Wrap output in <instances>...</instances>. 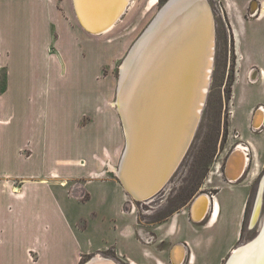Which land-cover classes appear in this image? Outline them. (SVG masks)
<instances>
[{
  "label": "rangeland",
  "instance_id": "obj_1",
  "mask_svg": "<svg viewBox=\"0 0 264 264\" xmlns=\"http://www.w3.org/2000/svg\"><path fill=\"white\" fill-rule=\"evenodd\" d=\"M208 1L215 14L216 46L213 48V66L210 68L200 120L186 155L165 188L150 200L138 202L126 193L124 216L114 219L115 209L112 204H108L95 209L96 216L91 217L90 211L97 206V203H93L95 197L91 203L84 201L73 207L82 215L84 222H91L92 227L96 228L94 231L97 238L94 237V243L113 237L111 230L114 222L124 224L132 219L135 241L140 250L148 249L156 253L152 246L154 238L169 240L165 250L170 244L185 240L183 234L196 228L203 236L199 245L196 237L192 241L189 239V247L196 251L199 246L203 254L194 259V264H224L233 248L255 239L263 228L264 205L253 227L249 225V218L257 187L264 174V126L257 131L251 127L252 112L256 109V113L261 105L264 106V0H253L259 9L255 17L247 10L250 0ZM64 2L77 28L84 32L81 44L89 43L92 48L78 49L76 63L75 58L73 63L68 61V64L66 61L70 70V76L66 78L68 82L53 84L55 90L59 87L60 92L55 93L52 102L62 112L66 106H70L78 114L82 113L78 116V130L97 125V131L100 130L98 134L105 138L108 134L102 127L112 126L115 122L108 117L97 121L95 112L101 109L113 112L116 132L121 140L119 153L117 157L110 153L102 158L104 163L111 162L114 167H118L124 149V137L112 104L116 98L120 67L134 44L169 0L130 1L113 28L101 35L86 33L74 14L72 0ZM259 15L261 17L257 19ZM253 69L260 70L259 76L255 72L254 79L251 78ZM247 143L255 151L248 156L243 177L238 182L230 183L223 176L226 158L236 148L243 149ZM99 157L93 152L94 161L102 160ZM103 167L106 168L105 165ZM113 175L107 172L96 180L115 179ZM79 183L78 180L69 181L67 187L80 189ZM203 194L210 197L220 195V212L213 224H209V214L201 223L191 221L192 203ZM178 220L179 223L176 222ZM82 224L79 223L80 226ZM129 251L139 257L134 249L129 248ZM102 254L115 259L117 264L119 261L127 264L126 257L120 254L112 251ZM161 258L165 260V256ZM87 260L83 258L79 264Z\"/></svg>",
  "mask_w": 264,
  "mask_h": 264
},
{
  "label": "crops",
  "instance_id": "obj_2",
  "mask_svg": "<svg viewBox=\"0 0 264 264\" xmlns=\"http://www.w3.org/2000/svg\"><path fill=\"white\" fill-rule=\"evenodd\" d=\"M67 7L64 0H0V264H79L108 251L135 264L129 248L138 254L140 246L132 219L114 222L113 237L94 243L96 228L73 209L95 197L90 216L112 204L117 219L125 214L126 192L114 175L96 180L114 166L102 156L119 153L114 113L95 112L96 120L115 122L102 127L105 138L97 125L78 130L82 113L52 102L60 92L53 84L68 82V61L92 48L81 44L84 32ZM93 152L102 160L94 161ZM74 180L80 189L67 187ZM208 197L219 213L220 195Z\"/></svg>",
  "mask_w": 264,
  "mask_h": 264
},
{
  "label": "bare ground",
  "instance_id": "obj_3",
  "mask_svg": "<svg viewBox=\"0 0 264 264\" xmlns=\"http://www.w3.org/2000/svg\"><path fill=\"white\" fill-rule=\"evenodd\" d=\"M96 1L98 0H73V11L86 33L106 34L115 24V21L111 22L112 19L96 31L87 25L89 21L100 23L102 19L108 20L120 0H103L100 5H95ZM121 1L124 3L116 13L117 19L132 0ZM255 8L256 4L253 3L252 9ZM206 9H209L214 28L211 8L206 0H169L120 67L116 98L112 106L123 131L124 149L119 166L110 165L107 172L114 174L123 190L135 201H147L145 199L151 195L150 200L165 188L174 174L172 171L176 164H172V160L178 156L177 153L184 150L187 152L186 147L196 132L214 53L213 37L211 56L207 60L203 56L207 39ZM200 70L205 74L204 77L200 76ZM197 80L198 84L195 86L194 81ZM191 103L192 106L194 103L199 107L194 109L197 118L194 120L190 139L180 152L186 124L191 120ZM258 111L259 108L252 124L256 129L264 120L263 108ZM246 151L245 147H238L231 152L229 159L230 154L227 156L224 164L227 181L238 182L243 177L241 174L248 157ZM261 200H264V179L257 187L254 197L250 227L260 218ZM192 204V222L200 223L208 214L210 220L214 221L219 214L206 194L197 197ZM178 246L171 252L173 264H181L187 254L183 246ZM93 258L94 261L89 264H117L110 257L96 255ZM225 261L224 264H264V224L255 239L233 248Z\"/></svg>",
  "mask_w": 264,
  "mask_h": 264
},
{
  "label": "flooded vegetation",
  "instance_id": "obj_4",
  "mask_svg": "<svg viewBox=\"0 0 264 264\" xmlns=\"http://www.w3.org/2000/svg\"><path fill=\"white\" fill-rule=\"evenodd\" d=\"M207 1V3H208V5H209V7L211 8V11H212V14H213V20L215 19V14L213 13L214 12V10H213V8H212V5H211V3L208 1V0H206ZM254 3V1L253 0H250L249 1V3H248V7H247V10H248V12L250 13V14H252L251 16L252 17H255L256 15H257V13H258V10L259 9H257V8H255V9H252V4ZM255 4V3H254ZM260 17L261 16H259L257 19H260ZM216 21L214 20V48H215V46H216ZM215 52V51H214ZM214 54V53H213ZM212 66H213V61H212ZM255 72H257V76H259L260 75V70H258V69H253L252 70V72H251V78L252 79H254L255 78ZM254 82H256V80L254 81ZM263 108V111H262V113L264 112V106L263 105H261V107L259 108V111L261 110ZM256 110V109H255ZM255 110L252 112V123H251V127H252V124L254 123V118H255V116H256V113H255ZM258 111V112H259ZM255 114V115H254ZM263 115H264V113H263ZM264 126V120H263V122H262V124L260 125V127H258L257 129L254 127V125H253V128L257 131V130H260L261 129V127H263ZM244 145V144H243ZM238 146V145H237ZM244 147H246V150H247V152H248V154H247V156H249L250 155V153L252 152V151H255L253 148H252V145H250V143H247L246 145H244ZM234 151V150H233ZM231 160V159H230ZM248 161H249V158L247 157V160H246V164H245V166H244V172L241 174L242 176L244 175V173H245V171H246V167H247V165H248ZM227 167V166H226ZM225 171H226V168H225ZM224 173V172H223ZM226 175V174H225ZM223 176H224V174H223ZM241 177V176H240ZM239 177V178H240ZM224 178L225 179H227L225 176H224ZM263 179H264V174H263V176H262V181H263ZM231 182V181H230ZM232 183V182H231ZM234 183V182H233ZM160 193V192H159ZM254 202V201H253ZM261 204H259V208L261 209V207H262V205H264V200H263V202H262V200H261V202H260ZM253 206V205H252ZM192 207V206H191ZM190 210H191V208H190ZM252 210V209H251ZM190 215H191V212H190ZM203 219V218H202ZM201 219V220H202ZM192 220V219H191ZM177 223H179L180 221L178 220V221H176ZM193 223H196V222H193ZM201 223V222H200ZM184 224V223H183ZM176 225V224H175ZM174 225V226H175ZM162 226V225H161ZM161 226H159V227H161ZM159 227H155L156 229H158ZM169 227H172V226H169ZM250 229H252V228H250ZM203 232V231H202ZM179 234H180V230H179V232H178ZM186 234V235H185ZM185 234H183V238H186L185 240H182V239H180L181 240V242H175V243H172V244H170L167 248H165V250H164V247H166L165 245H167L168 243L167 242H169V240L167 241L165 238H159V237H157L156 239L154 238V236H153V238H154V243H152V246H154V251H156V253L154 252V253H152V252H150L148 249H144L143 251H141L140 250V252L138 253V255H139V257H137V259H138V261L137 262H139V263H141V264H173V262H172V259L170 260V258H171V255L169 254V253H171L172 252V250L173 249H175V248H179V246L178 245H181V246H183L184 248H185V250H186V255H184V258H183V260H182V262H181V264H194V259L196 258V259H198V258H200L201 257V255L203 254L202 253V250L200 251L199 250V246L196 248V251L192 248V247H189V245H190V243H189V239H193V238H195L196 237V239H197V241H198V245H199V240H200V238H202V234H201V231L199 230V229H196V228H192L191 230H188ZM191 241V240H190ZM201 252V253H200ZM165 256V260H163L162 258H161V256ZM103 256H105V255H103ZM91 258H93V257H90L89 259H91ZM126 260H125V262L127 263V264H131L132 262L129 260V259H127V258H125ZM115 260V259H114ZM123 260V259H122ZM190 260H192V261H190ZM118 262V261H117ZM136 262V263H137ZM135 263V264H136ZM119 264H122L120 261H119Z\"/></svg>",
  "mask_w": 264,
  "mask_h": 264
},
{
  "label": "water",
  "instance_id": "obj_5",
  "mask_svg": "<svg viewBox=\"0 0 264 264\" xmlns=\"http://www.w3.org/2000/svg\"><path fill=\"white\" fill-rule=\"evenodd\" d=\"M73 1V0H72ZM103 0H98V1H96L95 2V5H96V3H97V5L99 4V3H101ZM121 1V0H120ZM118 1V5H116V6H114V8H113V12H112V14H110V17L108 18V20H101V21H99L100 23H96V22H98V21H95L94 23H92V22H90L89 21V24L87 25L90 29H92V30H97V29H99L100 30V28L101 27H104L108 22H109V20H111V22H113V21H116V19H117V15H116V13L118 12V10H119V8L123 5V3H124V1ZM103 3V2H102ZM203 3V2H202ZM94 5V6H95ZM100 5V4H99ZM125 5H127V4H125ZM165 7V6H164ZM207 7V6H206ZM96 11H97V8H96ZM206 12H207V22H206V24H207V39H206V42H205V47H204V53H203V56L205 57V59L207 60V58H209L210 56H211V50H212V47H213V43H212V40H213V37H214V28H213V23H212V18H211V14H210V12H209V9L207 10L206 9ZM116 16V17H115ZM107 18V17H106ZM146 31H147V29L145 30V32L144 33H146ZM143 33V34H144ZM143 34L140 36V37H142L143 36ZM140 40H141V38H140ZM140 40L138 39L137 40V42L139 43L140 42ZM136 42V43H137ZM135 43V44H136ZM134 44V45H135ZM205 64L207 65V63L205 62ZM201 71V70H200ZM203 74V75H202ZM204 73H202V71H201V73H200V76H202V77H204ZM194 84H195V86H196V84H198V80L195 82L194 81ZM192 102H194V97H193V99H192ZM191 108V109H190ZM199 107L197 106V105H195L194 103H193V106H192V103H191V105L189 106V110H191V112H190V117H191V120L190 121H188L187 122V124H186V126H187V129H186V132H185V135H184V138H183V141H182V143H181V145H180V152H181V150H184V146H186V142L190 139L189 137H190V132L192 133V131H191V129H192V126H193V123H194V120L197 118V115H196V113H195V110H197ZM195 109V110H194ZM194 110V111H193ZM193 136V135H192ZM191 140H192V138H191ZM191 140H190V142H189V144L187 145V147H186V150L188 149V147H189V145H190V143H191ZM185 151V150H184ZM184 151H182L181 153H177L176 155H178L177 157H175L172 161V164L174 163V164H176L175 165V167H174V169H173V171H172V174H173V172H175L176 171V169L178 168V165L180 164V161L182 160V157L184 156V153L186 152H184ZM184 152V153H183ZM179 157V158H178ZM231 157V154L228 156V158L227 159H229ZM171 168H173V166L171 167ZM171 174V175H172ZM170 175V176H171ZM170 178V177H169ZM167 180H169V179H167ZM167 182V181H166ZM165 182V183H166ZM164 183V184H165ZM156 187V186H155ZM161 189V187L158 189V190H156L154 193L156 194L159 190ZM153 193V194H154ZM152 194V195H153ZM148 197V196H147ZM150 197H152L151 195H150ZM149 197V198H150ZM149 198H146L145 200H148ZM236 251V250H235ZM94 261V258H91V259H89L87 262H85L84 264H89V263H91V262H93Z\"/></svg>",
  "mask_w": 264,
  "mask_h": 264
}]
</instances>
